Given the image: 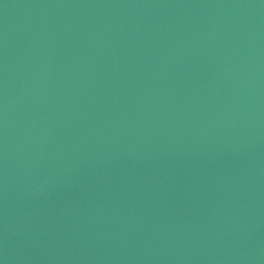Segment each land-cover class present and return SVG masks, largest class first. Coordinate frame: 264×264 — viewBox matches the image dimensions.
<instances>
[{
	"label": "water",
	"instance_id": "obj_1",
	"mask_svg": "<svg viewBox=\"0 0 264 264\" xmlns=\"http://www.w3.org/2000/svg\"><path fill=\"white\" fill-rule=\"evenodd\" d=\"M0 264H264V0H0Z\"/></svg>",
	"mask_w": 264,
	"mask_h": 264
}]
</instances>
